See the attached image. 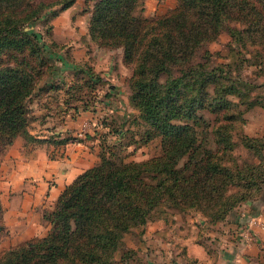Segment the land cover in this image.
I'll list each match as a JSON object with an SVG mask.
<instances>
[{
    "label": "trees",
    "instance_id": "obj_1",
    "mask_svg": "<svg viewBox=\"0 0 264 264\" xmlns=\"http://www.w3.org/2000/svg\"><path fill=\"white\" fill-rule=\"evenodd\" d=\"M74 2L0 0V163L18 134L55 144L81 139L36 137L28 128L36 91L53 87L38 85L51 61L28 27L46 11L51 20ZM138 3L94 0L87 29L97 46L120 47L122 61L132 64L128 100L144 126L141 140L159 137V152L127 159L119 142L98 152V161L66 184L44 212L47 232L0 251V264H112L126 232L169 209L190 210L214 223L261 192L264 136L242 128L244 112L261 101L250 96L246 80L232 76L230 64H209L207 50L203 59L196 57L226 30L241 46H252V62L264 63V0H176L153 17L137 14ZM74 75L62 84L67 97L80 100L82 88L97 94L99 72L83 66ZM73 108L74 115L96 110L86 102ZM2 212L0 200V233Z\"/></svg>",
    "mask_w": 264,
    "mask_h": 264
},
{
    "label": "rangeland",
    "instance_id": "obj_2",
    "mask_svg": "<svg viewBox=\"0 0 264 264\" xmlns=\"http://www.w3.org/2000/svg\"><path fill=\"white\" fill-rule=\"evenodd\" d=\"M93 2L94 0H75L70 7L61 11L54 20L47 19L50 13L48 10L29 25L28 29L39 35L45 47L44 54L47 60L51 61L50 68L46 69L38 81V85L53 83V87L47 85V87L43 86L41 90L36 91L31 105L33 110H38L39 113H33L34 117L31 118L28 128L31 133L36 135L40 133L54 135L53 122L58 118L54 115L55 112L50 113V115L47 113L49 117H46L48 103L51 104L48 108L53 110L62 103L66 109H70V116H75L74 105H82L86 102L90 106L95 105L96 110L70 135L81 137L80 140L73 142L84 143L85 140L88 141L89 163L94 164L98 161V152L99 154L108 153L109 150L115 149L114 145H117L118 142L123 145L124 148H121L120 151L127 154V159L141 160L159 152V137H152L146 141H142L140 138L144 126L135 121L138 111L128 100L132 64H126L122 61V49L120 47L97 46L88 34L87 26ZM175 4L176 0H139L135 12L143 16L153 17L168 12ZM48 24H52V27L49 28ZM51 41L53 42L51 43ZM251 48L250 45L241 46L239 42L232 39L226 30H223L215 40L205 43L199 49L196 59H203V51L207 50L209 52V64H230L232 76L244 79L250 84V96L256 97L261 102L254 104L244 112L245 122L242 124V128L247 134L264 136V104H262L264 103V63L252 62ZM83 66H90L94 71L99 72L102 78L101 87L95 92L97 94H91L84 88L78 90L81 93L80 100L79 98H69L67 94L64 95L61 92L64 89L61 77L67 80L66 78L74 75L77 68ZM105 91L111 93L105 99L110 101L107 105L103 103ZM60 93H63L61 99ZM64 97L68 98L67 102L64 101ZM42 121H46V126H52L50 132L39 131L41 128L37 126V123ZM103 123H108V127L115 132L110 131L109 134H105V137H101L102 135L99 137L101 131L108 129L107 126L102 125ZM118 131L119 135L117 134ZM86 133L87 137L85 136ZM14 141L17 148L35 142L23 134H18ZM49 152L54 154L52 153L53 150H49ZM2 161L0 163V200L3 208L4 230L0 233V251L28 238L41 236L49 228L48 226L47 230H43L39 235L21 236L23 225L16 221L18 214L17 211L13 210L14 201H12L21 192L18 193L15 188L10 186L9 182H6L8 175H5L6 171H4L3 166L1 167ZM262 194L264 198V184L258 196L240 202L233 208L246 201L257 200ZM51 207L52 205H45L39 211L47 225L49 222L43 214ZM227 215L222 220L207 223L198 213L193 211L169 209L165 217L148 220L144 225L133 227L126 232L119 249L115 252L112 264H183V259H180L182 257L179 247L181 246L180 238L185 236L199 237L201 231L204 230H201L203 223H205L204 228L218 229L223 225L220 223H224L221 221H224ZM124 253H128L129 256L122 258Z\"/></svg>",
    "mask_w": 264,
    "mask_h": 264
},
{
    "label": "crops",
    "instance_id": "obj_3",
    "mask_svg": "<svg viewBox=\"0 0 264 264\" xmlns=\"http://www.w3.org/2000/svg\"><path fill=\"white\" fill-rule=\"evenodd\" d=\"M61 79L66 86L72 75L66 78L67 80L62 77ZM61 92L64 93V89ZM63 93H60V99ZM105 99L106 97L103 103L107 105L110 101ZM49 105L51 106L50 103L48 107ZM48 107L46 117L55 112L54 115L58 119L53 122V130L60 136L70 135L85 119L93 115L92 112H95L83 110L75 116H70V109H66L62 103L54 110ZM37 112L38 110H33V113ZM37 126L41 128L39 131H49L52 128L46 126V121L38 122ZM33 135L49 136L43 133ZM14 142L6 151L1 167H4L5 175H8L6 182H9L18 193L21 192L12 200L13 210L18 214L16 221L23 225L21 236L39 235L49 226L39 212L41 208L53 205L64 186L78 173L92 165L88 160L90 155L88 141L81 143L71 140L56 144L35 141L21 148H17ZM49 150H53L54 154H50ZM254 217L264 219L263 194L257 200L246 201L233 208L226 219L221 221L225 224L220 223L223 224L220 228H204L203 223L201 230H204L199 237H181L179 247L183 264H264V227L253 221Z\"/></svg>",
    "mask_w": 264,
    "mask_h": 264
},
{
    "label": "built area",
    "instance_id": "obj_4",
    "mask_svg": "<svg viewBox=\"0 0 264 264\" xmlns=\"http://www.w3.org/2000/svg\"><path fill=\"white\" fill-rule=\"evenodd\" d=\"M253 221L257 222L259 225L264 227V219H256L255 217L252 218Z\"/></svg>",
    "mask_w": 264,
    "mask_h": 264
}]
</instances>
